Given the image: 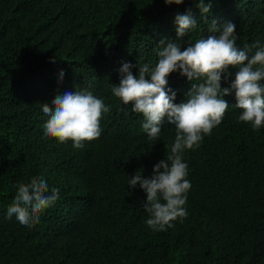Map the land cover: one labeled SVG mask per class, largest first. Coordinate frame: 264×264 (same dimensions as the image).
I'll return each instance as SVG.
<instances>
[{"label": "trees", "instance_id": "1", "mask_svg": "<svg viewBox=\"0 0 264 264\" xmlns=\"http://www.w3.org/2000/svg\"><path fill=\"white\" fill-rule=\"evenodd\" d=\"M195 3L0 0V264H264V127L238 120L234 91L224 97L222 122L183 153L186 218L154 231L146 193L128 183L136 172L151 176L170 152L175 126L165 121L155 141L143 134L142 114L111 92L122 62L155 64V44L176 39L175 17L188 10L197 28L182 47L207 37L212 20L236 26L238 48L264 42V0H212L203 16ZM168 87L180 103L190 84L174 72ZM81 90L110 111L99 138L76 149L45 135L42 105ZM34 177L58 188L59 199L23 226L7 209L18 185Z\"/></svg>", "mask_w": 264, "mask_h": 264}, {"label": "clouds", "instance_id": "2", "mask_svg": "<svg viewBox=\"0 0 264 264\" xmlns=\"http://www.w3.org/2000/svg\"><path fill=\"white\" fill-rule=\"evenodd\" d=\"M184 2L164 0L166 6ZM195 4L203 16L210 12L212 0H196ZM175 24L176 39L162 37L155 44V64L122 62L119 83L111 84L114 97L125 105L131 104L133 112L142 114L143 122L138 119L148 139L159 138L165 121L175 126L170 152L154 165L151 176L145 178L142 172H136L128 181L131 189L139 185L146 193L144 210L149 216L146 224L154 231H165L172 221L187 217L185 205L191 182L187 179L188 165L183 153L198 148L203 137L222 122L229 107L224 97L234 91L235 107L241 110L238 120L251 124L253 130L264 127V84L261 83L264 42L257 40L238 48L236 26L230 22L217 26L212 20L207 37L182 47L179 41L197 28V20L188 10L186 14L176 15ZM133 67L138 69L137 75L133 74ZM174 72L186 77L190 84L184 94L186 99L180 103H175L177 92L168 87V77ZM233 74L230 87H222V79L227 80ZM60 76L63 79V73ZM109 111L110 106L90 91L65 92L57 95L51 106L42 105L47 117L43 125L45 135L62 143L71 140L74 148L83 149L85 141L99 138L101 118ZM58 199V188L49 190L44 179L34 177L29 183L18 185L7 216L10 219L15 215L21 225L27 226Z\"/></svg>", "mask_w": 264, "mask_h": 264}]
</instances>
